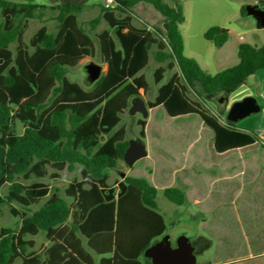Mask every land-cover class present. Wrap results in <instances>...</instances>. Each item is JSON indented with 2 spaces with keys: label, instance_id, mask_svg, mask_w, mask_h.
Returning a JSON list of instances; mask_svg holds the SVG:
<instances>
[{
  "label": "trees",
  "instance_id": "trees-1",
  "mask_svg": "<svg viewBox=\"0 0 264 264\" xmlns=\"http://www.w3.org/2000/svg\"><path fill=\"white\" fill-rule=\"evenodd\" d=\"M90 1L57 0L55 5L45 6L33 0H0V218L7 207L21 221L18 230L5 228L0 232V264H14L18 259L23 264H41L29 252L35 246L29 237L44 233L58 243L57 236L66 233L61 227L71 217V231L78 232L91 210L113 204L116 197L119 212L140 199L155 217V231L151 230L141 255L154 239L165 234V220L158 213V190L146 178L127 175L115 187L109 185V171L119 169L129 147V127L122 125L123 116L135 97L151 91L143 71L153 48L160 64L154 73L156 85L163 82L168 70L177 71L160 86L155 100L147 102L149 110L162 106L171 118L198 116L214 133L218 154L260 140L253 132L222 122L198 96H228L246 85L249 77L264 69V45L240 44L239 63L211 75L184 53L180 27L185 17L180 1L172 0L173 5H169L162 0H116L114 10L100 5V14L88 24L92 30L102 20L109 26L96 34L101 61L108 69L91 90H85L67 74L69 68L95 55V40L78 19ZM142 2L167 18L163 32L135 25L132 8ZM246 8L241 9L242 17L247 16ZM51 13L57 14L48 16ZM32 20H56L59 29L51 33L43 25L27 44L24 35ZM204 38L221 47L229 39V30L212 27ZM12 45H16L15 50ZM18 124L22 134L17 131ZM137 125L141 127L139 137L145 140L147 121L140 119ZM76 167L80 168V179L65 190L72 202L57 194L50 196L51 187L41 180L51 177L56 181L61 172H72ZM5 186L8 192L2 195ZM134 192L138 198L132 196ZM163 194L178 206L189 203L179 187H167ZM89 246L99 254L112 251L111 247L110 251H99L92 242ZM111 246L115 255L120 254L117 232ZM62 250L80 256L67 245H62ZM141 255L127 260L139 264L136 260Z\"/></svg>",
  "mask_w": 264,
  "mask_h": 264
},
{
  "label": "rangeland",
  "instance_id": "rangeland-1",
  "mask_svg": "<svg viewBox=\"0 0 264 264\" xmlns=\"http://www.w3.org/2000/svg\"><path fill=\"white\" fill-rule=\"evenodd\" d=\"M10 1L19 2L21 0ZM33 1L38 5L45 6L56 4H52L51 0ZM162 1L172 5V0ZM249 1L252 2L253 0H219L218 4H211L207 3L208 1L201 0L193 2L192 4L183 3L182 7L185 21L181 25L180 30L186 40L185 55L198 60L200 66L204 70L214 75L225 68L235 66L234 64L239 62L238 55H236L238 52L236 53L235 47H239L240 44L247 43L263 46L264 29L257 27L254 18L239 16L240 3L246 2L245 6L247 7L249 6L247 5ZM258 2L261 7L264 8V0H258ZM100 5H102L101 0H91L88 6L78 14L79 23L95 40V55L83 59L77 67L69 68L67 74V78L71 82L78 83L85 90H91L94 85V83L90 82L88 79L89 74L87 67L89 65H100L102 67V74L106 73L108 69V66L104 65L101 61L100 48L96 34L109 29V26L105 20H102L95 30H92L88 25L91 20L95 19L100 14ZM132 11L135 15L134 22L138 27L151 28L154 31L158 30L160 32L164 31L162 24L167 21V18L158 12L151 4L145 2L139 3ZM53 14L56 15L57 13H51L50 15L48 14V16ZM214 24H224L233 30L224 48L215 46L212 41L206 40L202 35L203 30L211 28ZM43 25H46L51 33H56L59 29V23L56 20H48L44 23L39 20H32L25 31V43L29 44L31 38ZM252 29H255V32H252ZM241 36L244 38L243 41L240 39ZM15 47L16 45H12L11 48L15 50ZM225 57H227L226 62L223 61ZM159 66L154 55H152L149 65L143 71L151 85V91L149 93H141L146 103L155 100L160 86L177 71L176 68L168 70L163 82L156 85L154 73ZM248 80L246 87L229 94L227 96L228 100L224 99L222 103H219V99L225 98L223 95L213 97L198 96V99L204 102L206 108L218 115L222 122H226L227 114L232 105L239 102L238 100L242 101L247 98L246 95L244 97L243 94H247L251 90H253V98L258 100L259 104H263L262 100L257 97L258 91L252 86L251 80ZM191 97L193 99L196 98L195 94H192ZM258 115L259 113L253 114L237 123H233V125H238V123L240 124L244 121L249 122L253 117H257ZM130 116L129 113L125 114L122 122V125L129 127L127 138L130 140L139 137L141 127L137 125V121L140 119L146 120L148 126V139L146 138L145 142L150 154L148 157L140 160L131 169L123 162L120 164L118 170H110L109 175L111 178L109 184L114 185L115 181L120 180L123 173H129L128 175L131 176L146 178L155 186L158 190V211L163 215L167 224L164 235L171 236L174 245L181 234H186L197 248V264H214L215 260L224 259L229 255L236 254L238 251L248 252L250 249L249 243L245 240L244 234L239 229L240 226H236L234 229V225H232V229H228V232L237 235L234 236L235 239L230 240L231 244L227 246L219 244L220 239L218 237L219 235H217L219 233L217 228L219 224L224 223L226 226H230V224L239 225V222L235 215L236 213L230 211L229 206L226 209L217 208L219 193L222 192L225 187L222 186L223 184L213 179L216 177L217 173L214 174L212 170L208 172L207 169L211 167L217 172L221 157H219L214 149V135L208 130V132H200L203 125L201 119L196 115L171 118L167 115L162 106L152 109V111L149 112L148 118H144L141 113H137L134 119H131ZM17 131L19 134L23 133L21 124H18ZM262 148L264 147L261 144V146L258 147L259 151H261ZM234 155L236 154L232 153L229 156L232 157ZM52 172L53 170L50 169V173ZM153 173L154 175H152ZM75 179H80L79 167H76L72 172L68 170L61 172L56 181L51 177H47L41 181L51 187L50 196L57 194L71 203L72 200L66 197L65 190ZM171 186H176L184 190L190 200H193L195 196H201L200 199L204 200V205L196 207L187 203L178 206L169 202L165 198L163 190ZM246 188L249 193H252L254 186L250 184L246 186ZM7 192L8 187L5 186L1 194L5 195ZM254 196L255 193L244 200L242 199L239 203L244 223L253 217L254 208L252 206L255 207V205H259V201L256 202L255 199H262L261 197ZM202 207H205V209ZM36 209L37 208H35V210ZM20 224L21 221L19 218L14 217L9 212V209L5 207L4 214L0 218V232L5 228L18 230ZM201 236L206 237L207 240L211 242L210 245L202 247L203 245L201 246V244L196 243ZM32 238H34L38 244L45 242L44 233ZM14 264H23V261L22 259H18ZM243 264L250 263L246 262Z\"/></svg>",
  "mask_w": 264,
  "mask_h": 264
},
{
  "label": "crops",
  "instance_id": "crops-1",
  "mask_svg": "<svg viewBox=\"0 0 264 264\" xmlns=\"http://www.w3.org/2000/svg\"><path fill=\"white\" fill-rule=\"evenodd\" d=\"M178 1H180L181 5H183V3L192 4L193 2H198L199 0H178ZM201 1H206V2L208 1L207 3L218 4L219 0H201ZM245 3L246 2H241L239 5L240 8L239 16H241V9L243 6L246 5ZM257 4L260 5L258 0L247 2V5H257ZM172 5H173V1H172ZM136 6H134L132 9H134ZM255 20L257 27L260 28L258 26L257 19ZM166 22L162 24L163 29L165 27ZM212 27L226 28L229 30L230 36L231 33L233 32L231 28L225 26L224 24H214L213 26H211V28ZM139 28H144V27H139ZM209 29L203 30L202 35L204 36V34ZM260 29H264V28H260ZM251 31L255 32V29H252ZM183 39H184V46L186 47V40L184 38V35H183ZM240 39L242 41L244 40L242 36ZM225 44L221 46V48H224ZM255 46L257 45L255 44ZM235 49L237 53L238 46L237 48L235 47ZM155 50H156L155 48L152 49L153 53H151V59H152V55H154ZM236 55H238V53ZM226 58L227 57H225L223 61L226 62L227 60ZM196 61L198 62V60ZM238 63L239 62L235 63L234 65H237ZM198 64L200 65V62H198ZM249 79L252 82V86L258 91V96L257 95L256 96L262 100L263 104H259L257 100L258 104L261 106V111L259 112V115L257 117H253L249 122L244 121L240 124L238 123V125H235V127L242 132H247V133L253 132L257 134L259 137H262L264 135V69L258 70L255 74L249 77ZM246 86L247 84L242 86L238 90ZM252 91L253 90H251L247 94H243L244 97L245 95L246 97L249 96L253 97L254 95ZM151 111L152 110H150V112ZM202 124L203 125L200 129V132L201 131L204 132L208 130L214 135V133L208 127H206L204 123ZM146 138L148 139V126L146 127ZM214 140H215V136H214ZM260 146H261L260 142H257L253 145L229 150L228 152L222 154L217 153L219 157H221V159L219 160L220 163H219L218 171L216 172L211 167L207 169L208 172L212 170L214 174L217 173L216 177L213 176L214 177L213 179L215 181H218V183L223 184L222 186L225 187L223 191L219 193L217 208L226 209L229 206L230 211L236 213L235 215L239 222V225L230 224V226L229 225L226 226V224L224 223L219 224V226L217 227L219 231L217 235H219L218 237L220 239L219 244L227 246L231 244L230 241L231 239H235L234 236L237 235L228 232L229 230L232 229L231 226L234 225L233 226L234 229L236 228V226L238 227L240 226L239 229L244 234V238L249 243V247H250L248 252L238 251L236 254L229 255L224 259L215 260L214 264H243L246 262H249L250 264H264V148H262V150L259 151L258 147ZM232 153H235L236 155L230 157L229 155ZM128 174L129 173L127 174L125 173V177ZM152 175H154V173ZM125 177L121 176L120 180L115 181L114 185H110V184L109 185L111 187H115L118 183L122 182ZM250 184L254 186L252 193H249L246 188V186ZM254 193H255L254 197H261L262 199H258V200L255 199L256 202L259 201L258 202L259 205H255V207L252 206L254 208L253 210L254 213L252 214L253 217L250 218L246 223H244V220H242L243 219L242 210L239 203L242 199L244 200L245 198L254 195ZM131 194L134 198L139 197L135 192ZM200 197L201 196H195L193 200H190L189 196L187 195L189 203L192 204V206H196V207H201L202 205H204L203 203L204 200H201ZM202 208L205 209V207ZM158 213L162 215L159 211ZM154 221H155L154 215L147 210V208L142 204L140 199L133 206L129 205L120 208V212H119L117 197H116L113 204L104 205L91 210L88 216L86 217L85 221L82 223V229L78 232L71 231L72 222H73V219L71 217L61 227V229L66 228V233L62 237L61 234L57 236V238L60 237L58 239L59 244L55 243L53 240H48L45 234H44L45 242L44 243L41 242L40 244H38L34 238L29 237L28 239H31L35 242L34 248L31 249L29 252L37 256L41 264H130V262L127 259L135 258L138 255H141L142 247L149 242L152 234L151 230H153V232L155 231V229H152L153 227H155V224L153 223ZM157 225L160 226L159 223H157ZM116 232L118 233V245L120 251V254L117 255L114 254V248H112L111 246V239L112 237L115 236ZM161 237L154 239L151 242V244L158 241ZM102 239H104V241H100ZM89 242H92V244L99 251H110L109 250L110 247L112 251L109 254H99L94 249L90 248ZM198 242H200L201 246L203 245L202 247L208 246L211 243L207 240L206 237L203 236H201L198 239ZM62 245H67L68 248L72 249L76 253H80V256H76L75 254L73 256L67 255L62 250ZM144 251L142 255L139 256V258L136 260V262L139 264H147V262L143 259Z\"/></svg>",
  "mask_w": 264,
  "mask_h": 264
},
{
  "label": "water",
  "instance_id": "water-1",
  "mask_svg": "<svg viewBox=\"0 0 264 264\" xmlns=\"http://www.w3.org/2000/svg\"><path fill=\"white\" fill-rule=\"evenodd\" d=\"M52 4L57 0H51ZM247 16L254 17L258 21V26L264 28V8L260 5L247 6ZM89 80L95 83L102 74V67L98 64L87 67ZM227 100V96L221 99V103ZM261 111V106L253 97H247L232 105L227 114V121L237 123L253 114ZM149 108L143 97H135L128 111L129 115L134 116L141 113L144 118L149 117ZM146 142L143 138L137 137L129 140V147L124 155V162L128 168H133L140 160L148 157ZM125 177V173L122 174ZM197 248L186 234H181L173 245L171 236L164 235L160 240L149 246L143 254V259L148 260L147 264H197Z\"/></svg>",
  "mask_w": 264,
  "mask_h": 264
},
{
  "label": "built area",
  "instance_id": "built-area-1",
  "mask_svg": "<svg viewBox=\"0 0 264 264\" xmlns=\"http://www.w3.org/2000/svg\"><path fill=\"white\" fill-rule=\"evenodd\" d=\"M101 2H102L103 7L107 10H114L117 6L116 0H101ZM149 30H152V29L149 28ZM260 144H262L264 147V135L260 138Z\"/></svg>",
  "mask_w": 264,
  "mask_h": 264
},
{
  "label": "flooded vegetation",
  "instance_id": "flooded-vegetation-1",
  "mask_svg": "<svg viewBox=\"0 0 264 264\" xmlns=\"http://www.w3.org/2000/svg\"><path fill=\"white\" fill-rule=\"evenodd\" d=\"M219 102L221 103V100L219 99ZM196 243H199L200 244V242H196ZM174 246H176V243L174 244ZM146 262H148V260H146Z\"/></svg>",
  "mask_w": 264,
  "mask_h": 264
}]
</instances>
